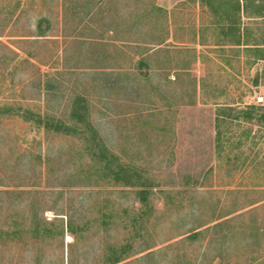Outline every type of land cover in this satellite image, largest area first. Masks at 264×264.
Wrapping results in <instances>:
<instances>
[{
    "label": "rangeland",
    "instance_id": "rangeland-1",
    "mask_svg": "<svg viewBox=\"0 0 264 264\" xmlns=\"http://www.w3.org/2000/svg\"><path fill=\"white\" fill-rule=\"evenodd\" d=\"M233 1L0 0V264H264V123L221 116L264 109V21Z\"/></svg>",
    "mask_w": 264,
    "mask_h": 264
},
{
    "label": "trees",
    "instance_id": "trees-1",
    "mask_svg": "<svg viewBox=\"0 0 264 264\" xmlns=\"http://www.w3.org/2000/svg\"><path fill=\"white\" fill-rule=\"evenodd\" d=\"M242 1L244 2L243 4H242ZM250 5L252 6L256 5L255 7H257V12H256L255 17L248 16V18L261 19L262 21H264V0H234L232 6H233L234 12L236 13L238 17V20H233L232 22H240L241 21V18H240L241 11L246 12L247 7ZM239 31L240 30L237 27L235 29V32H237V35H238L236 42H235L236 45H240L239 43H240L241 36L239 34ZM252 47H254L252 49H255L254 52L257 53V56L255 57V59L264 60V38L261 43L254 44V46ZM221 116H229V117H234L236 119L242 118L246 122L256 121L257 123H264V109L261 107H248L246 108V110H241V111H236L232 108H226L222 112ZM39 123L43 125L44 129L49 130V127L53 122L48 117H44V118H39ZM82 127L85 130H88L89 132H91L92 142H95V143L98 142L97 144L98 148L99 147L101 148L100 152L98 154H95L96 156H98L97 162H99V165L103 164L102 168H104V170H106L115 181H123L125 179L127 181V178H126L127 170L124 167H122L119 160L113 154L109 153L108 151H105L104 145L99 140L97 141L96 130L94 129L92 124L82 119ZM56 128L60 130L61 129H64V130L72 129V128L65 126L61 122H58L56 124ZM82 133L84 134V132ZM127 184L128 182H126L125 185ZM148 193H150L149 190H145V189H140L136 191V197L141 205V209L138 215L133 219V222H134L132 225L133 227H134V224L141 222L142 218L146 217L149 211L151 212V207L149 206V203H148L149 201ZM132 248H133V245L130 242H128L127 244L110 246L108 250L106 251L105 264H119L131 253Z\"/></svg>",
    "mask_w": 264,
    "mask_h": 264
},
{
    "label": "built area",
    "instance_id": "built-area-1",
    "mask_svg": "<svg viewBox=\"0 0 264 264\" xmlns=\"http://www.w3.org/2000/svg\"><path fill=\"white\" fill-rule=\"evenodd\" d=\"M257 101H258L259 103H262V101H263V98H262V97H260V98H258V99H257Z\"/></svg>",
    "mask_w": 264,
    "mask_h": 264
}]
</instances>
